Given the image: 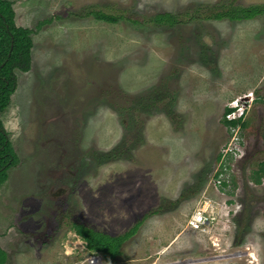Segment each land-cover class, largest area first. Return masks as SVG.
Returning a JSON list of instances; mask_svg holds the SVG:
<instances>
[{
  "label": "rangeland",
  "instance_id": "1",
  "mask_svg": "<svg viewBox=\"0 0 264 264\" xmlns=\"http://www.w3.org/2000/svg\"><path fill=\"white\" fill-rule=\"evenodd\" d=\"M10 1L18 25L50 23L2 115L18 157L0 187L4 264H88L73 222L117 235L143 218L114 262L94 253L103 264H264V178L250 179L264 159V14L169 28L142 20L231 0ZM247 94L246 127L229 134L225 108ZM203 204L216 220L193 229ZM48 216L58 236L45 245Z\"/></svg>",
  "mask_w": 264,
  "mask_h": 264
},
{
  "label": "trees",
  "instance_id": "2",
  "mask_svg": "<svg viewBox=\"0 0 264 264\" xmlns=\"http://www.w3.org/2000/svg\"><path fill=\"white\" fill-rule=\"evenodd\" d=\"M201 4V3H200ZM194 4L193 12L186 10L184 13L177 12H157L150 18H143L154 25L173 27L181 22L192 20H222L241 21L255 18L257 15L264 14V3L243 6L235 4L233 0L218 3ZM84 15L92 16L94 19L107 23H116L120 20L130 22L133 26L140 23L136 17H129L123 11L121 14L114 15L105 13L101 9H89ZM186 16V19L183 17ZM50 23L48 19L37 22L33 28L18 25L13 4L10 0H0V187L7 179L8 170L18 162L17 154L10 140V131L5 127L1 120V115L8 109L13 93L17 88V76L15 71L27 72L31 68L32 51L34 47L33 35L42 26ZM144 23V22H143ZM131 101V100H130ZM139 105V102H137ZM239 105L234 107L229 104L225 108L222 124L230 130L235 127L244 129L246 127L244 113L240 116L230 117V114L237 111ZM135 108H131V112ZM262 138L264 140V123L262 124ZM117 149L108 151L105 156L112 158ZM223 155L222 151L218 154V159ZM226 159V157H225ZM221 173V171H219ZM264 178V159L260 160L257 167L252 170L250 179L255 184H261ZM229 181L221 180L223 187L231 184L236 185L234 179L229 177ZM154 213L153 211L149 214ZM264 218V210L262 211ZM147 217V215H145ZM144 218L137 221L131 228L124 232L111 235L97 231L85 226L82 223H72L73 231L84 241L85 248L89 253L99 254L107 263H112L121 254L122 244L129 239L138 229ZM7 258L6 251L0 246V264H4Z\"/></svg>",
  "mask_w": 264,
  "mask_h": 264
},
{
  "label": "built area",
  "instance_id": "3",
  "mask_svg": "<svg viewBox=\"0 0 264 264\" xmlns=\"http://www.w3.org/2000/svg\"><path fill=\"white\" fill-rule=\"evenodd\" d=\"M231 115L232 114H230V116ZM228 149L231 148L228 147ZM210 210H211L210 206H208L207 204H203L202 207L198 208L194 212V214H192V216L188 220V226H190L193 229L204 230L205 226L208 223L211 222L213 224L216 218L212 211L209 213ZM101 258L99 256H96L95 254H92L87 256L86 261L88 264H103Z\"/></svg>",
  "mask_w": 264,
  "mask_h": 264
},
{
  "label": "flooded vegetation",
  "instance_id": "4",
  "mask_svg": "<svg viewBox=\"0 0 264 264\" xmlns=\"http://www.w3.org/2000/svg\"><path fill=\"white\" fill-rule=\"evenodd\" d=\"M16 76H17V74H16ZM3 115V114H2ZM2 115H1V120H2ZM3 121V120H2ZM5 123V122H4ZM48 124V121L46 120V119H44L43 120V122H41L40 123V129H42L43 131H46L45 130V127H46V125ZM12 135H13V132H12V134H10V140H11V138H12ZM47 137L48 138H50L51 139V136H49V135H47ZM70 141V140H69ZM64 143V141H62V139H61V141H60V143H58V144H60V145H57V148L58 149H60V148H62V146H61V144H63ZM33 149L30 147L29 149H28V151H32ZM17 164V163H16ZM57 195H59V193L58 192H55V194L53 193V197L54 196H57ZM57 198V197H56ZM20 214V216H21V212H19ZM53 215H55V213H52ZM26 215H29V213H26ZM16 216V215H15ZM40 216L42 217L43 216V213L41 212V214H40ZM15 218V217H14ZM16 224V222L13 220V225L14 226H16V231H18L19 233H21L20 232V230L19 229H17V227H18V225H15ZM55 224V220H52V222H51V218L49 219V216L45 219V226H44V228H43V232L45 233V231L46 230H49V231H47V233H48V236H46V239H45V241H46V243H45V245H47L48 243H51V240L52 241H54L55 239L54 238H56L57 236H58V232H55V231H52L53 230V225ZM59 224H60V222H59ZM16 235V234H15ZM15 237H20V234H17ZM52 238V239H51ZM28 245V244H27ZM7 253V252H6Z\"/></svg>",
  "mask_w": 264,
  "mask_h": 264
},
{
  "label": "water",
  "instance_id": "5",
  "mask_svg": "<svg viewBox=\"0 0 264 264\" xmlns=\"http://www.w3.org/2000/svg\"><path fill=\"white\" fill-rule=\"evenodd\" d=\"M240 100H239V103H241V102H243V101H246V100H248V99H250V96L249 95H247V96H242V97H240L239 98ZM238 103L237 102H234V103H232V104H230V106H232V107H234V106H236ZM244 105L245 104H243V106L242 107H244ZM242 109L241 108H239V109H237V111H236V116H240L241 115V113H242ZM234 114H232L230 117H234L233 116ZM5 127H6V125H5ZM7 128V127H6ZM7 259H8V254H7V258H6V261H7ZM5 261V262H6Z\"/></svg>",
  "mask_w": 264,
  "mask_h": 264
},
{
  "label": "clouds",
  "instance_id": "6",
  "mask_svg": "<svg viewBox=\"0 0 264 264\" xmlns=\"http://www.w3.org/2000/svg\"><path fill=\"white\" fill-rule=\"evenodd\" d=\"M247 95L250 96V99L241 102V104L238 103V104H237V105H239L238 109L240 108L241 105L243 106V104H245V105H244V107H245L247 104L251 103L250 100H251L252 94H247ZM247 95H244V96H247ZM243 111H245V109H244ZM211 211L214 213V210H211ZM92 254H94V253H92ZM92 254H91V255H92ZM97 255H98V254H97ZM87 256H88V255H87Z\"/></svg>",
  "mask_w": 264,
  "mask_h": 264
},
{
  "label": "crops",
  "instance_id": "7",
  "mask_svg": "<svg viewBox=\"0 0 264 264\" xmlns=\"http://www.w3.org/2000/svg\"><path fill=\"white\" fill-rule=\"evenodd\" d=\"M0 211H2V206H1V204H0Z\"/></svg>",
  "mask_w": 264,
  "mask_h": 264
}]
</instances>
